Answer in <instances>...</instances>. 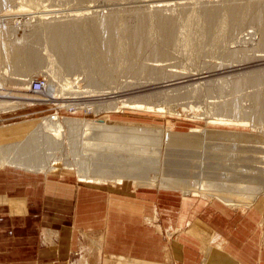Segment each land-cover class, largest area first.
Segmentation results:
<instances>
[{
	"label": "rangeland",
	"instance_id": "obj_1",
	"mask_svg": "<svg viewBox=\"0 0 264 264\" xmlns=\"http://www.w3.org/2000/svg\"><path fill=\"white\" fill-rule=\"evenodd\" d=\"M239 8L236 21L231 9ZM0 15V86L17 96L0 97V166L53 173V165L75 184L148 181L231 206L261 193L264 0H0ZM140 26L144 36H134ZM16 49L26 60L11 61ZM35 77L48 80L52 98L27 97ZM31 119L40 123L34 131L3 130ZM46 120L60 125L50 144ZM93 120L112 125L86 127ZM128 153L143 164L140 174L132 171L137 164L115 171ZM110 164L116 173L91 176ZM244 165L253 176L234 177ZM93 235L82 233L68 264H159L104 254Z\"/></svg>",
	"mask_w": 264,
	"mask_h": 264
},
{
	"label": "crops",
	"instance_id": "obj_2",
	"mask_svg": "<svg viewBox=\"0 0 264 264\" xmlns=\"http://www.w3.org/2000/svg\"><path fill=\"white\" fill-rule=\"evenodd\" d=\"M69 173L0 166V264H68L82 233L132 261L264 264V188L231 206L148 181L75 184Z\"/></svg>",
	"mask_w": 264,
	"mask_h": 264
},
{
	"label": "bare ground",
	"instance_id": "obj_3",
	"mask_svg": "<svg viewBox=\"0 0 264 264\" xmlns=\"http://www.w3.org/2000/svg\"><path fill=\"white\" fill-rule=\"evenodd\" d=\"M169 5V4H168ZM20 6V5H19ZM160 6V5H159ZM159 6H158V8H159ZM161 7V6H160ZM17 8V9H16ZM15 8V10H16V12L18 11V12H20L21 10H22V8L23 7H16ZM11 9V8H10ZM13 9V8H12ZM12 9H11V12H12ZM9 12V11H8ZM7 12V14H10V13H8ZM17 12V13H18ZM84 12V11H83ZM5 13V12H4ZM15 13V12H14ZM81 14V13H80ZM80 14H78V15H80ZM83 14V13H82ZM75 15H76V13H75ZM231 15L233 16V19L234 20H236V21H238V20H240L241 18H242V10L239 8L238 10H235V9H231ZM1 16V15H0ZM3 16H5V15H3ZM74 16V15H73ZM10 17V16H9ZM76 17H77V15H76ZM48 18V17H47ZM46 18V19H47ZM236 21H235V24H236ZM161 22V21H160ZM143 23V22H142ZM237 24H239V23H237ZM169 25V24H168ZM167 25V26H168ZM58 26V25H57ZM60 26L62 27V25L60 24ZM139 26V25H138ZM50 27V26H49ZM64 27V26H63ZM66 27V26H65ZM67 27H70L71 29H75V27L77 28V26H67ZM103 27V26H102ZM70 28H66V30L67 29H70ZM144 27L143 26H140V28L137 30V34H134V36L135 35H137V37H138V35L139 36H141V35H143L144 36V34H141L140 35V33L141 32H144L145 30L143 29ZM62 29H64V28H62ZM126 29V28H125ZM53 30V29H52ZM96 30V29H95ZM68 31V30H67ZM63 32H65L66 33V31L65 30H63L62 31V33ZM75 32V31H74ZM81 32V31H80ZM76 33V32H75ZM86 33V32H85ZM131 33V32H130ZM146 33V32H145ZM164 33V32H163ZM166 33V32H165ZM164 33V34H165ZM82 34H84V33H80L79 34V36L81 35L82 36ZM132 34V35H133ZM126 35V34H125ZM124 35V36H125ZM62 36H64V35H62ZM66 36V35H65ZM80 36V37H81ZM84 36V35H83ZM127 36H129V33H128V35ZM142 36V37H143ZM60 37V36H59ZM57 38V37H56ZM61 39H62V43H64L63 42V38L62 37H60ZM130 38H131V36H130ZM144 38V37H143ZM55 39V38H54ZM60 39V40H61ZM84 39H86V38H84ZM121 39H123V38H121ZM83 40V39H82ZM108 40V39H107ZM120 40V39H119ZM137 40V39H136ZM167 40H168V38H167ZM55 41V40H54ZM74 41V40H73ZM75 41H76V39H75ZM81 41V40H80ZM79 41V42H80ZM84 42H85V40H83ZM82 41V42H83ZM56 42H57V40H56ZM76 43H77V41H76ZM81 43V42H80ZM117 43V42H116ZM123 43V42H122ZM71 44V43H70ZM82 44V43H81ZM86 44V43H85ZM85 44L84 45H82L81 47H85ZM88 44V43H87ZM86 44V45H87ZM90 44V43H89ZM107 44V43H106ZM119 44V43H118ZM69 45V44H68ZM74 45L75 46H78V45H80V44H75L74 43ZM71 46V45H70ZM62 47V46H61ZM66 46H64V48H65ZM63 48V49H64ZM70 48V47H69ZM72 48V47H71ZM90 48V47H89ZM92 48V47H91ZM66 49V51H68L67 50V48H65ZM64 49V50H65ZM76 49V48H75ZM127 49V48H126ZM130 49V48H129ZM15 50V49H14ZM17 50V49H16ZM63 50V51H64ZM77 50V49H76ZM92 50V49H91ZM11 51V50H10ZM18 52L17 53H13L12 55H11V61H12V59H13V61H14V59H18V57L20 58V59H18V61L19 60H21V59H24L25 57H23L22 56V58L19 56V55H22V54H24V53H22L23 52V50H21L22 52H19L20 51V49L19 50H17ZM78 51V50H77ZM128 51H130V50H128ZM12 52V51H11ZM13 52H15V51H13ZM65 52V51H64ZM64 52H63V54H61L62 55V59H64V58H66V57H64ZM162 52V51H161ZM19 53V54H18ZM20 53H22V54H20ZM67 53V52H66ZM92 53V52H91ZM90 53V54H91ZM131 53V52H130ZM93 54V53H92ZM10 55V54H9ZM67 55H69V52H68V54ZM7 56V55H6ZM16 56H18V57H16ZM123 56H124V54H123ZM129 56V55H128ZM127 55H126V57L125 58H127L128 57ZM94 57V56H93ZM98 57V56H97ZM132 57V56H131ZM130 58V57H129ZM263 58V57H262ZM30 59H31V61H32V63L33 62H36L37 60L35 59V57L33 58H31V57H29V59H27L28 60V62L30 61ZM24 60H26V58L24 59ZM94 60H95V58H94ZM9 61V60H8ZM98 61V59L95 61V62H97ZM100 61H103V60H100ZM64 62H65V60H64ZM16 63V62H15ZM12 64V63H11ZM26 64V63H25ZM31 64V63H30ZM15 65V64H14ZM70 65V64H69ZM71 66H73V65H71ZM126 69V68H125ZM45 82H46V84H47V91H49V86H48V80L45 78ZM27 91H28V96L27 97H30L31 99L33 98V99H37L38 98V96L37 95H34L32 92H29V83H28V86H27ZM14 93H16L15 91H14ZM26 93V92H25ZM25 95V94H24ZM50 94L47 92L46 93V97H44L43 99H48V98H52V95L51 96H49ZM0 97H3V98H6V99H8V100H12V98L13 97H17V96H14V95H12L11 94V92H9V90H8V88H4V87H2V86H0ZM20 98L21 97H23L22 95L21 96H19ZM26 96H24L23 97V100H20V101H24V102H26V103H28V101L26 100V99H24V98H27ZM39 99V98H38ZM37 99V101L39 102V100ZM64 100V99H63ZM15 101V100H14ZM12 102V101H11ZM31 102L32 103H34V102H36V101H32L31 100ZM43 102H44V100H43ZM46 102V101H45ZM19 102H17V103H13V104H15V106H19V105H16V104H18ZM32 103H30V104H32ZM53 103H55V102H53ZM5 104H7V103H5ZM10 104V103H9ZM13 104H11V105H13ZM20 104V103H19ZM21 105H25V104H21ZM20 105V106H21ZM46 105V104H45ZM56 105H58V104H56ZM58 106H64L65 108H69V110H73V109H75V106H73V105H58ZM73 108V109H72ZM55 109V108H54ZM56 111V110H55ZM52 115H55L56 116V118L57 117H59V114L57 113V112H53L52 113ZM108 122V121H107ZM104 123L103 121H95V120H93V121H91V122H89V124H87L86 125V127H88V128H92L93 130H106V132H107V130L110 128V126L112 125V123ZM40 123H39V121L37 120V119H31V120H28V121H25V122H23V123H17V124H14L13 126H6V127H4L3 128V130H6V131H9L10 133H14V132H16V131H19V132H28L29 130H35V128H37V126L39 125ZM41 125H42V128L44 127V129L45 130H43L42 132V136H43V141L44 142H49V144L51 143V141H52V139L54 140V139H57L58 138V135H56V134H54L53 135V133H56V130H57V128H60V125L59 124H54V123H52V122H49L48 120H46L45 121V123H41ZM25 129V130H24ZM58 131V130H57ZM55 141V140H54ZM54 141H53V143H54ZM121 150H123V149H121ZM118 152V151H117ZM129 152V151H128ZM108 153V152H107ZM134 154V153H133ZM116 155V154H115ZM119 155V154H118ZM110 156H112L113 157V155H110ZM101 157V156H100ZM112 157H111V159H112ZM134 157V156H133ZM103 158H104V156H103ZM106 159V158H105ZM104 159V160H105ZM109 159V158H108ZM137 158L135 157V158H132V156L130 155L129 156V153H128V157L127 156H125V158L123 157V158H121V160L122 161H119V160H117V164H118V162L120 163V167L118 166V169H116L115 171L117 172V171H119L120 170V168H122V171H127L128 170V168H130V166H132V164H133V166H136V164L138 163L137 161L138 160H136ZM113 160H114V158H113ZM124 160H125V163H124ZM110 161V160H109ZM106 162V161H105ZM115 162V161H114ZM137 162V163H136ZM139 162H141V161H139ZM112 163V162H111ZM55 164H57V163H55ZM121 164H124V165H122L121 166ZM142 164V163H141ZM141 164H137L138 166H137V168H135V169H133L132 171L134 172L135 171V173L138 175V174H140V173H138V168H139V166H141ZM108 165V164H107ZM111 165V166H110ZM109 166H107V168H106V166L105 167H102L103 169H101V171L99 172H95V170H94V173L93 172H91L92 174H91V176L92 177H96L95 179H101V178H99L98 176H96V175H98L97 173H107V172H110L111 173V175L112 174H114V173H116V172H114V170H110V169H112V167H113V165L112 164H110ZM143 165V164H142ZM247 165V164H246ZM52 166L53 165H51V167L50 168H48V170H49V172H53V173H55V171H57L58 170V168H52ZM245 166V165H244ZM248 166V165H247ZM247 166H245V168H244V170H240V169H238V170H235L234 172H235V174L236 175H234V177H237V178H239V177H242V178H245V177H251V176H253V174H254V172L251 170V169H249ZM142 167V166H141ZM66 168H68V167H66ZM91 168V167H90ZM104 168H106V169H104ZM143 168V167H142ZM142 168H140L141 170H140V172L143 170ZM241 168V167H240ZM69 169V168H68ZM125 169V170H124ZM127 169V170H126ZM92 170V169H91ZM109 170V171H108ZM138 170V171H137ZM263 170V175H264V169H262ZM89 172V173H90ZM109 173V174H110ZM128 173V172H127ZM81 174H84V173H81ZM99 174V175H100ZM261 175H262V173H261ZM91 176H87L86 177V179H85V181H87V178H88V181H91L92 182V180L90 179V178H92ZM101 176V175H100ZM84 180V179H83ZM262 186V188H261V192H262V190H263V188H264V183L261 185ZM219 197L220 198H222V199H227L228 197H227V194L226 193H224V191H222L221 190V193H220V191H219ZM126 258V257H125ZM126 260V259H125ZM138 262V261H137ZM166 264V263H165Z\"/></svg>",
	"mask_w": 264,
	"mask_h": 264
},
{
	"label": "built area",
	"instance_id": "obj_4",
	"mask_svg": "<svg viewBox=\"0 0 264 264\" xmlns=\"http://www.w3.org/2000/svg\"><path fill=\"white\" fill-rule=\"evenodd\" d=\"M47 84L45 82V78H32L29 81V90L30 92L34 93L35 95L38 96L39 99L43 100L45 97L46 93L48 92L47 90ZM69 109V108H68Z\"/></svg>",
	"mask_w": 264,
	"mask_h": 264
}]
</instances>
